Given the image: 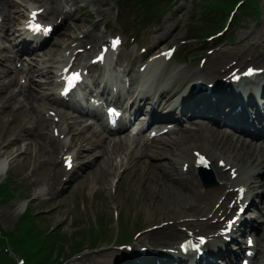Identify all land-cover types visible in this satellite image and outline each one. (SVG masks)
I'll return each mask as SVG.
<instances>
[{
  "label": "rangeland",
  "instance_id": "obj_1",
  "mask_svg": "<svg viewBox=\"0 0 264 264\" xmlns=\"http://www.w3.org/2000/svg\"><path fill=\"white\" fill-rule=\"evenodd\" d=\"M14 1L17 4L13 5L12 9L16 11L15 18L18 20L21 18L23 4L27 0ZM66 2L67 6L73 10L72 18L67 20L66 27H63L53 35L49 50L39 53L42 61H38L37 64L44 73L46 69L53 68L58 54L57 51L61 48L63 38L67 37L66 34L72 33L78 28H89L97 16V13L93 10V4L98 1L67 0ZM103 2H105L103 5L108 8L105 14L107 15V20L114 29L118 27L117 22L121 18L127 21L128 32L140 26L136 22L135 15H133L136 9L133 8L132 2L123 0V2H128L131 8L130 10L124 11V15L121 18L118 16V6L113 0H104ZM177 2L173 9L174 12H167L162 16L163 18L159 23L153 27L146 28L143 35L149 36L151 33L161 32L167 29L168 31L165 35L168 38L162 41L164 43L176 37L183 36V34L187 33L189 26L195 23L199 25L203 11L190 2L184 0ZM260 6L262 12L258 21L251 22L247 20L249 18L239 21L237 19L233 21L230 29H227L228 36L222 40V50L217 53L225 56L224 61H229V59L236 58L240 55L244 57L251 52H255L256 59V56L264 51V0L260 1ZM192 22L193 24H191ZM11 33L12 30L7 34L0 31V47L6 48L3 54L12 56L7 62L0 63V163L3 164V168L4 166L6 167V170L4 171L3 169L0 173V182L5 178V180L9 179L7 184H1L2 186L0 187H2L5 193L14 196L11 200L0 202V226L4 232L7 233L14 228L15 221L25 206L29 212L26 221L31 225L37 226L42 231L52 230L50 234H58L60 240H63L61 243L64 250L68 249V245L72 244L75 238L84 241L83 244H87L95 236L101 239V242L96 244V248L102 249L101 251L97 253H93V249L87 251V248H84L86 245H84V247H81L83 249L81 253L87 254L81 258H77L73 264H109L110 262L112 264L116 253L111 246L115 240V236H117V241L119 238L116 221L112 217L114 209L117 210L119 218L121 219L129 215L128 220L129 222L131 221V232L135 230V224L146 226L151 222H158L160 219L187 215L190 212L189 208L193 207V203H197V209L201 211V206L203 205L201 203H203L202 201L205 198L181 199L179 195L177 196L168 190L165 191L163 188L158 190L157 187L159 185L153 181L140 184L137 181L138 172L136 168H130L126 172H120L109 165H106L102 170L99 168V164H97L95 167H89L88 172L83 175L86 169V165L84 164L86 159L84 158L81 159V166L76 170L71 181L65 185L62 191L54 193L52 185V189L42 192L46 187L51 168L49 166H43L41 163L49 162V160L55 162L56 151L54 150L50 155L47 154V149L49 148L47 145L49 127L44 124L41 125L40 119H43L44 109L55 106L54 104L46 103L42 99L39 104H36L37 108L34 111H28L25 107H22L23 102H20L22 100L21 96L10 98L16 92L18 84L16 83L14 86L12 85L7 88L6 84L11 80L12 76L10 74L8 76L4 75L1 71H5L7 67H13L15 64L12 61L13 55L8 48ZM154 36L159 37L161 33H156ZM230 37H233L232 41L229 40ZM1 56L2 53H0ZM187 59L188 57L184 53V63H180L177 59L170 63L169 67L172 66L175 72L172 75L175 81L178 78L180 80L184 79L179 76V69H193L189 66ZM49 65L51 67H46ZM132 67V63L129 61L127 68L131 71L133 69ZM50 78V74L47 75V79L45 78L46 83L42 85L41 93L48 92L47 81ZM179 85H181V81L176 83L174 90ZM66 122L72 125L71 132L73 134H76L81 129L80 126L83 125L82 122L74 124L73 120H67ZM23 125L30 128L38 127L36 130H31L30 132L34 133L37 131V134L39 132L43 133L44 140L42 141V146L39 149L32 141L31 134H29L23 140L15 142V146L20 150H27V156L23 154L12 157L11 150L15 146L13 145L5 149L4 145L18 134H22L21 128ZM180 135L188 134L179 132V134L173 137ZM200 136L202 135L199 133L197 135L191 134L186 136L180 147L188 148L192 145L199 149H203L204 147L211 149L213 147L220 148V144L217 143V138L210 139V137H207L201 140ZM82 137L78 134L72 135V140L77 146L81 147L82 144L84 150L80 149V152L86 155L85 150L89 147V144L82 141ZM37 139L39 138L37 137ZM153 145L157 146L153 150L164 146L159 144L158 141L154 142ZM175 152H172L171 156L173 153L176 154ZM143 158H141L142 162L147 159L146 157ZM135 161L133 160V163ZM167 161L171 162V164L174 162L175 164V160L170 161L167 159ZM113 176L114 178H118L114 184L111 183ZM193 185L196 184L193 182ZM196 190L203 195L197 185ZM203 197H206V195H203ZM174 200L176 201L174 202ZM251 211L253 212L254 209ZM202 213H204V210ZM12 256L14 257L13 253Z\"/></svg>",
  "mask_w": 264,
  "mask_h": 264
},
{
  "label": "bare ground",
  "instance_id": "obj_2",
  "mask_svg": "<svg viewBox=\"0 0 264 264\" xmlns=\"http://www.w3.org/2000/svg\"><path fill=\"white\" fill-rule=\"evenodd\" d=\"M2 5H0V14L3 13V15L6 17V19L11 23L13 22V13L14 11L9 8L12 7L13 2L9 1V0H4L2 3H0ZM58 4L57 6L54 7L53 11L51 12V14H54L57 10H58ZM97 10H101L102 9H97ZM61 13V11L59 12ZM8 29V28H7ZM71 29V28H70ZM97 30V24H94L92 26V28L87 31L88 36L90 37L95 31ZM66 42V38H63L62 43ZM257 60H259L260 62L264 63V51L261 52L257 57ZM222 62V56L221 55H215L207 64V69H210L211 71V78L213 79V77H215L216 75H218V71H219V67L218 65H220ZM36 67V64H35ZM16 67H10L8 68V70L6 72H8V74H10L11 72H15L14 75H16V71H15ZM206 69V70H207ZM31 72H37L39 74H43V71L41 68H36L31 70ZM47 72V71H46ZM45 72V73H46ZM180 73L184 74V75H188L189 77H199L200 76V72H197L196 70L188 72V71H184V70H180ZM203 75V74H202ZM183 76V75H182ZM14 82V78L12 79ZM13 82L10 84L12 85ZM42 86V83H41ZM40 86V87H41ZM179 89L176 90L175 93H178ZM52 93H45V95L43 93H40V91H34L33 89L28 90L26 92L25 88H22L21 86L18 88L17 90V95L23 96V99L25 101L24 104H22V107H25L28 111H34L35 109V103H39L40 99L43 97L47 98V103L52 104L54 103V99L50 97ZM173 101V99H172ZM172 101L167 105L169 107H173L170 106L172 104ZM6 109H8L6 107ZM145 110V108L143 109V111ZM89 111L82 109L81 110V114L86 115L85 113H88ZM90 117H92L93 119H95V121H99L100 123L103 122V116L100 114L99 111H93L89 113ZM46 123V120H41V125L42 123ZM98 127V126H97ZM92 128L89 125H86L85 128L87 130H89V136L88 138H92L94 135H96V133L101 132V130H104V127L101 128ZM38 127L35 128H30L27 127L25 125L22 126L21 131L22 134H18L16 137H14L11 141H8L5 145L4 148L8 149L11 146H15V142H18L20 140H23L24 137H26L27 135L31 134V139L34 142V144L40 149L42 146V141L44 140L43 134L41 132H39L38 134L36 132L31 133V130H36ZM206 135H211L212 132L214 131L215 133H217V135H219L221 138H224L225 142H227V145L224 149L225 152L227 153H231L234 152L236 156H233L234 160L235 158H237L238 162L240 163V176H239V181L241 182H249V184L251 183L249 180L254 177L256 181H258V187H263L262 188V193H261V201H258L257 203L254 202V207L256 209L255 213H256V221H254L256 223L257 226H261L263 221H264V179L259 180L257 179L258 176H255V171L258 169H261L262 171H264V144H257V143H253L252 141L255 140H251L248 144L244 143V142H240L239 144H236L235 142H238V137H228L229 135L227 133H221L218 129H210V128H205L204 129ZM218 131V132H216ZM183 132V131H182ZM179 133L177 132H172L166 135H163L156 140H159L160 143H164L165 146L158 149V150H151L153 144H151L148 147H142L138 144V142H136L134 144V147L131 148V144H129L127 142V138H123L120 139L118 141H114V145L112 146L111 149H103L102 152H104L106 159H102V161L104 162V164H107L111 167L115 168L117 167V169L124 167V171L128 170L130 168H136L137 172H138V178L137 181L140 184H145L148 182H155L157 185H159V187H157V189L159 190L160 188H163L165 191L168 190L170 192H172L175 195H179V197L181 199H188V198H194V199H199L202 198V196L195 190V186L194 189L189 187L188 184L185 182V180H183V176L180 174V167L179 169L177 167H175L174 165L172 167H170L171 170H165L163 168V165L160 164V161L157 162H153L152 159H161V158H166V159H170V160H174L175 158V163L179 162V161H188L189 158H192L191 154L189 153V149H186L185 147H180V144L182 143L183 139L185 138V136L180 135L177 137H173L175 135H177ZM183 134V133H182ZM172 136V138H171ZM257 135H255L254 137H256ZM37 137L39 139H37ZM206 138V137H205ZM202 137V140L205 139ZM170 139V140H169ZM100 142H104V139H100ZM220 142L224 143L223 140H220ZM90 146L91 149H94L95 147H97L98 143L97 141H94L93 139L90 140ZM48 145V149H47V154L50 155L52 152H54V150L56 151L57 147H58V142L54 139H52L50 137L49 142L47 143ZM123 148L122 154H119V150ZM130 150L126 153V150L129 149ZM189 148V147H188ZM191 149H194L196 147H191ZM178 151L177 156H174V158H172V156H170V153L172 151ZM204 150H208V149H204ZM26 155L28 154L27 150H20L18 147H13V149L11 150V156L12 157H17L20 155ZM115 154H117L119 156L120 159H116ZM255 154V155H254ZM92 156V155H90ZM89 156V157H90ZM142 157H146V160H143V162L141 161ZM143 158V159H144ZM230 158V154L226 157L227 160H229ZM240 159V161H239ZM115 160V163L113 162ZM118 160V161H116ZM133 160H136L133 163ZM91 163L97 161V158H94L93 160L90 158L89 160ZM47 163V164H46ZM42 162L41 165L43 166H49L51 167V171L49 173L48 176V180L46 183V187L42 190V192H45L49 189H52V185L53 183L56 182V178L58 177V174L62 171V169L59 167L58 164H54L51 162ZM4 168L0 167V173L2 172ZM225 172L224 171H219L218 175L219 176H224ZM174 176L173 178H171L170 176ZM245 175H249V180L245 178ZM188 182V181H187ZM168 187V188H167ZM219 190V188H213L211 190L208 191V194H212V192H214V194ZM45 194V193H44ZM176 200H174L175 202ZM158 237V241H172L174 239H178L179 234L176 233V231L172 228V227H167L164 230L159 229V230H155L153 232L150 233V237L149 240L150 241H154L155 237ZM156 237V238H157ZM262 242H264V237L262 238ZM257 264H264V249H262L258 263Z\"/></svg>",
  "mask_w": 264,
  "mask_h": 264
},
{
  "label": "trees",
  "instance_id": "obj_3",
  "mask_svg": "<svg viewBox=\"0 0 264 264\" xmlns=\"http://www.w3.org/2000/svg\"><path fill=\"white\" fill-rule=\"evenodd\" d=\"M164 1L168 3L172 0ZM201 1L204 2L203 6L206 10H204L205 16L203 18L205 26L202 29L197 30V34L200 36L212 33L221 26L223 15L231 8L232 3L235 0H218L219 7H216V4L213 5L211 0ZM258 1L259 0H245L240 7V15L245 16L251 14L252 16H257L259 13ZM2 185H5V183ZM0 196L7 198L13 195L5 193L2 187H0ZM27 217L28 216L23 215L17 223V229L20 233L19 240H21V243H18V245L24 250L23 252L26 256L24 264H52L53 254L56 247V236L50 233L46 234L37 226L31 225L26 221ZM11 239H16L15 234L11 236ZM1 246L2 240L0 239V264H13L12 259L3 252Z\"/></svg>",
  "mask_w": 264,
  "mask_h": 264
},
{
  "label": "snow or ice",
  "instance_id": "obj_4",
  "mask_svg": "<svg viewBox=\"0 0 264 264\" xmlns=\"http://www.w3.org/2000/svg\"><path fill=\"white\" fill-rule=\"evenodd\" d=\"M33 15H35V13H33ZM35 27H36L37 30L40 29V26H39V25H36ZM45 31H47V30H45ZM119 43H120V41H119L118 39H117V40H114V41L112 42V47L115 48ZM251 72H252V70L250 69L249 72L246 73V74H251ZM79 79H80V75H79V73H72V74L69 76V78H68V84H69V86H71L75 81H77V80H79ZM197 155H198V154H197ZM200 162H201V163H204V162H205V161L203 160L202 157L200 158ZM68 166H69V167L71 166L70 158H69V160H68ZM241 191H243V190H241ZM201 242H203V239H202V238H201Z\"/></svg>",
  "mask_w": 264,
  "mask_h": 264
}]
</instances>
